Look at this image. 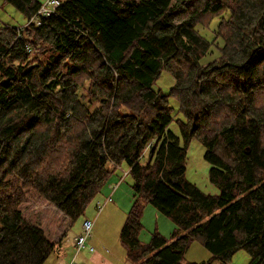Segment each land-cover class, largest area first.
Segmentation results:
<instances>
[{
	"label": "trees",
	"instance_id": "trees-1",
	"mask_svg": "<svg viewBox=\"0 0 264 264\" xmlns=\"http://www.w3.org/2000/svg\"><path fill=\"white\" fill-rule=\"evenodd\" d=\"M2 1L26 27L0 26V264L55 249L23 218L27 199L72 225L119 167L136 199L119 236L130 264H230L240 251L264 264V0H63L49 17L39 0ZM164 71L168 93L154 88ZM192 140L218 194L187 179ZM148 204L170 237L141 240ZM194 242L208 261L187 260Z\"/></svg>",
	"mask_w": 264,
	"mask_h": 264
},
{
	"label": "rangeland",
	"instance_id": "rangeland-1",
	"mask_svg": "<svg viewBox=\"0 0 264 264\" xmlns=\"http://www.w3.org/2000/svg\"><path fill=\"white\" fill-rule=\"evenodd\" d=\"M39 1L45 3L47 0ZM25 23V17L18 10L11 5L3 6V1L0 0V26L3 24H10L14 27H19ZM211 28L213 29L214 26ZM212 29L208 31L209 38L213 36ZM198 31L206 32L202 27H199ZM217 55L218 53L215 52L209 57V60L214 59ZM173 85L174 80L172 76L169 72L164 71L154 88L156 90L161 89L164 93H168ZM171 104L173 105L172 102ZM170 129L176 135L180 136L179 129L175 123L170 126ZM204 155V147L198 141L192 140L187 153V179L208 194H218L219 191L217 187L209 180L210 165L205 161ZM122 177L123 173L117 171L89 206L85 215L72 225H70L71 221L48 201L43 199H27V202L21 207L23 218L31 224L40 226L44 230L47 238L55 243L54 251L48 256L44 264H72V257L75 254V250L69 240H73L76 235L81 233L82 224L86 218L94 222V228L87 247L81 251L75 263L95 264L90 258L92 254L88 252L92 241V245H94L95 248H97L95 243H99L108 250H99L107 261L113 264H120L116 261L117 259H121V256L116 255L118 253L117 250L123 251L124 249L120 243V231L136 202L134 192L130 186V178L125 177L124 180L121 181ZM114 186H117L115 191H113L112 188ZM111 196L113 201L108 202L104 206L102 212L98 213V206H102L106 199ZM141 222L144 229L140 238L145 243L150 240L151 234L155 230L166 237H170L175 229L174 223L151 204L145 205ZM189 249V257L195 260V262H206L211 257L210 252L198 242H194ZM249 260L250 258L246 252L240 251L235 255L230 264H248ZM121 264L130 263L125 259V261L122 260ZM213 264L220 263L216 262Z\"/></svg>",
	"mask_w": 264,
	"mask_h": 264
},
{
	"label": "built area",
	"instance_id": "built-area-1",
	"mask_svg": "<svg viewBox=\"0 0 264 264\" xmlns=\"http://www.w3.org/2000/svg\"><path fill=\"white\" fill-rule=\"evenodd\" d=\"M61 5V0H48L39 10L38 15L41 17H49L53 14L56 13L57 9L60 7ZM34 23H36L37 25L40 24V18L36 17V19L33 20ZM91 227H92V222L90 221H85L84 223V230H85V235L80 236L78 238H76V245H77V249L80 250L82 248H84L87 237L91 231Z\"/></svg>",
	"mask_w": 264,
	"mask_h": 264
},
{
	"label": "crops",
	"instance_id": "crops-1",
	"mask_svg": "<svg viewBox=\"0 0 264 264\" xmlns=\"http://www.w3.org/2000/svg\"><path fill=\"white\" fill-rule=\"evenodd\" d=\"M93 232V231H92ZM71 241V243H72V247H73V249H74V246H73V240H69V242ZM96 245H97V248H95V246L94 245H92V241H91V247L90 248H94L95 249V251H94V253H92L90 250L88 251L90 254H92L91 256H90V258H91V260H93L94 262H95V264H113L112 262H109V261H107V259L106 258H104V256L102 255V253L101 252H99V250L100 251H108V250H106L105 249V247L104 246H102V245H100L99 243H95ZM96 250H97V253H96ZM118 251V253L116 254L117 256H121V259H117L116 261L118 262V263H122V260L123 261H125V259H126V255H125V251L123 250V251H120V250H117ZM190 249L188 250V252L186 253V258H187V260H189V261H195V260H192L191 259V257H189L190 256ZM80 255V254H79ZM79 257V256H78ZM77 257V258H78ZM74 259V255H73V257H72V260ZM121 260V261H120ZM126 263V262H125Z\"/></svg>",
	"mask_w": 264,
	"mask_h": 264
},
{
	"label": "water",
	"instance_id": "water-1",
	"mask_svg": "<svg viewBox=\"0 0 264 264\" xmlns=\"http://www.w3.org/2000/svg\"><path fill=\"white\" fill-rule=\"evenodd\" d=\"M249 150H247V152H248Z\"/></svg>",
	"mask_w": 264,
	"mask_h": 264
},
{
	"label": "bare ground",
	"instance_id": "bare-ground-1",
	"mask_svg": "<svg viewBox=\"0 0 264 264\" xmlns=\"http://www.w3.org/2000/svg\"><path fill=\"white\" fill-rule=\"evenodd\" d=\"M47 1H48V0H47ZM47 1H46V2H47Z\"/></svg>",
	"mask_w": 264,
	"mask_h": 264
}]
</instances>
